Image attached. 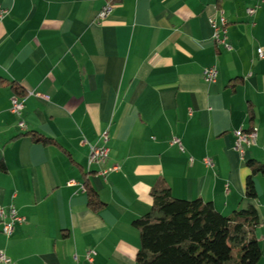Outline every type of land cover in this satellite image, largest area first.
Segmentation results:
<instances>
[{"label": "crops", "instance_id": "0c3cea01", "mask_svg": "<svg viewBox=\"0 0 264 264\" xmlns=\"http://www.w3.org/2000/svg\"><path fill=\"white\" fill-rule=\"evenodd\" d=\"M0 9V207L25 219L10 238L0 224V252L17 264H135L133 222L160 180L172 198L224 217L252 208L264 264V176L253 178V199L244 193L248 164L264 163V3L0 0ZM218 12L228 51L207 44ZM11 97L23 100L18 117ZM238 129L256 132L243 159L232 150ZM104 133L106 166L120 169L101 177L87 157Z\"/></svg>", "mask_w": 264, "mask_h": 264}, {"label": "trees", "instance_id": "16d2710c", "mask_svg": "<svg viewBox=\"0 0 264 264\" xmlns=\"http://www.w3.org/2000/svg\"><path fill=\"white\" fill-rule=\"evenodd\" d=\"M43 143H46L45 140ZM244 185L248 199L255 197L253 178L264 176V163L248 164ZM89 205L97 204L89 192ZM150 211L133 222L139 235L135 264H257L260 249L252 208L220 215L211 203L171 197L163 181L150 189ZM98 205V204H97Z\"/></svg>", "mask_w": 264, "mask_h": 264}, {"label": "built area", "instance_id": "2783aa9c", "mask_svg": "<svg viewBox=\"0 0 264 264\" xmlns=\"http://www.w3.org/2000/svg\"><path fill=\"white\" fill-rule=\"evenodd\" d=\"M254 1V0H250ZM259 2L264 3V0H259ZM110 8L106 4L102 7L99 12V18L103 19L109 13ZM8 11L0 9V20L7 14ZM254 12L253 9H246L245 13L247 15H251ZM207 23L212 31L211 38L208 40V45H216L221 46L224 50H230V46L227 44L226 37V27L227 20L225 19L222 12H218L216 15L208 17ZM203 45L200 44L201 48ZM256 56L258 59L263 58L262 50L259 48L256 50ZM203 81L206 83H214L216 79V71L214 68H209L203 71L202 74ZM45 100H48L44 97ZM24 105L23 100L18 99L17 97H11L10 99V108L9 111L12 115L18 117L23 111ZM17 128L20 132L24 133L26 131L24 124L21 121L17 122ZM234 141L232 145V150L237 153L240 159H243L245 151L255 145L256 134H251V131H244L242 129L236 130L234 133ZM171 146H177L180 150H182L180 142L176 138H172L170 140ZM109 157V147H108V137L107 134L104 133L100 136L99 144L93 145L89 147V154L87 157V167L97 166L100 169L96 171V175L105 177L110 173H115L119 171V166L117 164L111 165L109 167L106 166ZM191 163V159L189 160ZM203 164L212 168L213 164L210 160H203ZM71 184V183H69ZM25 219L21 216H18L15 209L12 206H8L7 208L0 207V224H1V233L6 237L10 238L14 232L16 227L23 225ZM92 252H88L85 255V260L87 262H91ZM0 264H17L9 260L2 252H0Z\"/></svg>", "mask_w": 264, "mask_h": 264}, {"label": "bare ground", "instance_id": "6f19581e", "mask_svg": "<svg viewBox=\"0 0 264 264\" xmlns=\"http://www.w3.org/2000/svg\"><path fill=\"white\" fill-rule=\"evenodd\" d=\"M228 25V24H227ZM228 36V31H227V27H226V37ZM251 131V134H256L255 130H250Z\"/></svg>", "mask_w": 264, "mask_h": 264}]
</instances>
